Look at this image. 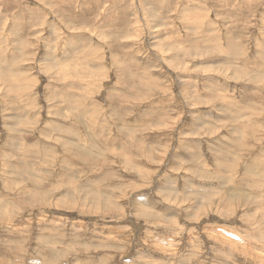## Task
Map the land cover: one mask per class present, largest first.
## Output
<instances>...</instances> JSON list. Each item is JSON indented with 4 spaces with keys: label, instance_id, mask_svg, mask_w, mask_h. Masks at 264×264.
<instances>
[{
    "label": "rangeland",
    "instance_id": "1",
    "mask_svg": "<svg viewBox=\"0 0 264 264\" xmlns=\"http://www.w3.org/2000/svg\"><path fill=\"white\" fill-rule=\"evenodd\" d=\"M0 264H264V0H0Z\"/></svg>",
    "mask_w": 264,
    "mask_h": 264
},
{
    "label": "bare ground",
    "instance_id": "2",
    "mask_svg": "<svg viewBox=\"0 0 264 264\" xmlns=\"http://www.w3.org/2000/svg\"><path fill=\"white\" fill-rule=\"evenodd\" d=\"M145 13V12H144ZM150 18V17H149ZM64 25V24H63ZM71 46V45H70ZM230 46V45H229ZM220 50V49H219ZM206 69V68H205ZM219 70V69H218ZM74 135V134H73ZM136 157V156H135ZM131 158V157H130ZM16 168V167H15ZM126 194V193H125ZM123 196V195H122ZM112 202V201H111ZM113 203V202H112ZM114 203H116L115 201H114ZM39 205V204H38ZM84 205H86L85 203H84ZM116 205V204H115ZM85 208V207H84ZM94 208V207H93ZM114 208H115V206H114ZM126 211V210H125ZM141 216V215H140ZM245 244V243H244Z\"/></svg>",
    "mask_w": 264,
    "mask_h": 264
}]
</instances>
